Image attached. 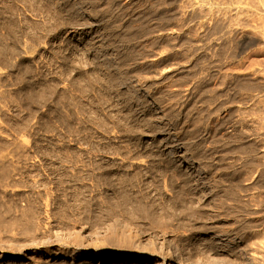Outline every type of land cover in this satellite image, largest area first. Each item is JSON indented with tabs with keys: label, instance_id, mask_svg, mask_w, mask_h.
Segmentation results:
<instances>
[{
	"label": "rangeland",
	"instance_id": "rangeland-1",
	"mask_svg": "<svg viewBox=\"0 0 264 264\" xmlns=\"http://www.w3.org/2000/svg\"><path fill=\"white\" fill-rule=\"evenodd\" d=\"M0 264H264V0H0Z\"/></svg>",
	"mask_w": 264,
	"mask_h": 264
},
{
	"label": "bare ground",
	"instance_id": "bare-ground-1",
	"mask_svg": "<svg viewBox=\"0 0 264 264\" xmlns=\"http://www.w3.org/2000/svg\"><path fill=\"white\" fill-rule=\"evenodd\" d=\"M238 9H239V8H238ZM232 10H233V9H232ZM234 11H235V10H234ZM236 11H237V9H236ZM232 12H233V11H232ZM236 13H238V12H236ZM232 14L235 15L234 12H233ZM227 26H228V25H227ZM229 26H230V24H229ZM229 26H228V27H229ZM228 27H227V28H228ZM225 29H226V28H225ZM227 30H228V29H226L225 31H227ZM188 168H189V169H192V167H188ZM197 172L200 173L199 170H197ZM212 238H213L214 240H217V241H223V243L227 242V240H225L224 238H222V237L219 236V235H214V236H212ZM37 253H44V254H46V255H50V254H51L49 248H48L47 246H42V245H41L40 248H38ZM101 254H102V253H101ZM181 254L184 255L183 252H182ZM181 254H180V257H182ZM23 257H24V256H23ZM94 258H96V259H100V260L102 261V260L105 259V256H104V255H96V256H94ZM141 260H142L141 257H139V256H137V255H130V256H127V257H124V258H121V257H120V259H118V261L126 262V263H137V262H140Z\"/></svg>",
	"mask_w": 264,
	"mask_h": 264
}]
</instances>
